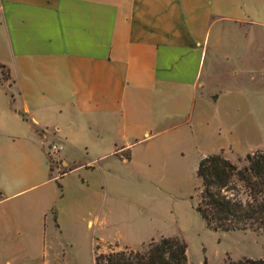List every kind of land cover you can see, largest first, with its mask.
Returning <instances> with one entry per match:
<instances>
[{
    "label": "crops",
    "instance_id": "0c3cea01",
    "mask_svg": "<svg viewBox=\"0 0 264 264\" xmlns=\"http://www.w3.org/2000/svg\"><path fill=\"white\" fill-rule=\"evenodd\" d=\"M262 15V0H0V264H40L45 230L78 212L101 222L102 193L45 186L50 142L58 181L107 160L148 171L178 145L198 160L264 148L235 109L264 101L235 87Z\"/></svg>",
    "mask_w": 264,
    "mask_h": 264
},
{
    "label": "rangeland",
    "instance_id": "374dc122",
    "mask_svg": "<svg viewBox=\"0 0 264 264\" xmlns=\"http://www.w3.org/2000/svg\"><path fill=\"white\" fill-rule=\"evenodd\" d=\"M262 8L264 20V0ZM238 65L248 69H238L236 89L250 93L264 91L255 77L256 74L264 75V29L251 33ZM220 85L225 88L227 78L221 76ZM235 109L255 119L261 132L257 142L264 145V101L251 98L249 105H236ZM220 153L236 165L242 164L237 158L243 154ZM58 162V153L45 159V186L50 185L57 197L67 195L76 186L86 194H93L94 189L102 193L101 222L88 228L84 224V213L78 212L77 218L81 221L77 224L61 221L56 237L52 228L46 229L45 257L40 264H92L94 245L98 247L97 252L103 253L124 247L139 250L150 239L171 236L185 243L187 264H202L203 261L205 264H221L227 260L264 257V231H212L205 228L194 210L198 154L186 145L170 149L148 171L107 160L100 169L94 168L90 172L74 170L58 181L56 174L65 171ZM48 165L52 169L50 176ZM142 174L149 176L150 180L143 179Z\"/></svg>",
    "mask_w": 264,
    "mask_h": 264
},
{
    "label": "trees",
    "instance_id": "16d2710c",
    "mask_svg": "<svg viewBox=\"0 0 264 264\" xmlns=\"http://www.w3.org/2000/svg\"><path fill=\"white\" fill-rule=\"evenodd\" d=\"M0 78H4L2 65ZM237 161L242 164L236 165L220 152L198 160L194 210L212 231H264V149L244 153ZM185 249V243L173 236L150 239L139 250L124 247L103 253L94 245L92 264H187ZM221 264H264V257Z\"/></svg>",
    "mask_w": 264,
    "mask_h": 264
},
{
    "label": "built area",
    "instance_id": "2783aa9c",
    "mask_svg": "<svg viewBox=\"0 0 264 264\" xmlns=\"http://www.w3.org/2000/svg\"><path fill=\"white\" fill-rule=\"evenodd\" d=\"M61 150H62V144L61 143L51 142L46 147V155L47 156L56 155Z\"/></svg>",
    "mask_w": 264,
    "mask_h": 264
}]
</instances>
